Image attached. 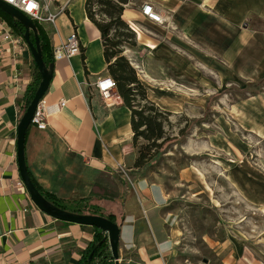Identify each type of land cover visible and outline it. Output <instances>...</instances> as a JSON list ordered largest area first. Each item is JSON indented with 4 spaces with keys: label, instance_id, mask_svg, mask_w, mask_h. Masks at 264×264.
I'll return each instance as SVG.
<instances>
[{
    "label": "crops",
    "instance_id": "1",
    "mask_svg": "<svg viewBox=\"0 0 264 264\" xmlns=\"http://www.w3.org/2000/svg\"><path fill=\"white\" fill-rule=\"evenodd\" d=\"M52 1L53 21L36 24L45 36L46 54L72 31L80 50L50 62L52 74L41 98L46 127L29 125L23 142L28 174L60 201H81L112 214L120 226L119 264H171L179 227L166 207L168 192L161 181L131 167L128 110L117 94L103 100L93 86L106 75L99 33L84 14L83 0ZM139 1L126 4L121 13L135 34V46L126 53L148 99L157 105L200 107L207 94L240 77L254 81L264 76V0ZM143 3L161 21L143 15ZM11 36L19 37L12 30ZM257 44L262 55L243 73L240 63ZM33 77L23 40L0 35V264H73L91 240L92 227L39 209L17 171L15 128L21 97ZM178 77L185 80V97L171 88ZM125 171L131 173L127 181ZM179 171L184 180L195 174L188 166ZM236 245L222 255L221 264H264L244 257Z\"/></svg>",
    "mask_w": 264,
    "mask_h": 264
},
{
    "label": "rangeland",
    "instance_id": "2",
    "mask_svg": "<svg viewBox=\"0 0 264 264\" xmlns=\"http://www.w3.org/2000/svg\"><path fill=\"white\" fill-rule=\"evenodd\" d=\"M139 3L127 0L123 8ZM91 7L95 11L100 6ZM94 18L107 20L96 13ZM133 40V45L124 41L119 48L138 77L126 53L135 46ZM250 49L240 63L243 73L262 55L258 44ZM176 80L171 88L176 86V95L185 97V80ZM158 106L170 112L163 124L168 136L186 127L176 143L141 170L168 192L166 207L179 227L171 264H221L222 255L235 244L244 257L264 261V76L254 81L240 77L207 94L200 107ZM185 166L195 173L188 180L180 177ZM121 174L127 181L131 173Z\"/></svg>",
    "mask_w": 264,
    "mask_h": 264
},
{
    "label": "trees",
    "instance_id": "3",
    "mask_svg": "<svg viewBox=\"0 0 264 264\" xmlns=\"http://www.w3.org/2000/svg\"><path fill=\"white\" fill-rule=\"evenodd\" d=\"M127 0H83V11L86 18L95 26L99 33L102 55L105 60V71L115 84V92L120 98L123 106L128 110L129 127L131 131V145L134 149V158L131 167L142 169L148 165L157 155L159 156L170 144L176 143L180 136L184 135L185 128L178 130L177 136H168L163 128L170 112L160 108L153 101L146 97L144 85L138 79L136 72L128 59L121 53L119 45L128 41L134 44V31L126 21L121 19L123 5ZM99 5V9L92 10L91 5ZM105 17L107 20H96L94 14ZM0 18L6 21L10 29L17 36L21 37L23 27L7 14L0 11ZM259 22V21H258ZM262 24V23H261ZM263 26V24H262ZM39 38L42 60L47 66L51 61V53L45 52L46 39L44 34L36 25ZM257 38V34L255 35ZM32 40V35L30 36ZM34 77L26 87L21 97L19 110L23 111L29 102L33 91L39 80L38 73L33 64ZM30 176V175H29ZM33 184L44 198L55 205L75 212L95 213L106 216L113 220L112 214H103L96 208L81 201H60L52 194L42 191L30 176ZM83 225V224H82ZM93 229L92 238L80 253L79 258L73 264H112V258L106 239L101 240L98 245L95 243L101 239L103 232L99 227L90 225ZM92 251L89 262L87 254Z\"/></svg>",
    "mask_w": 264,
    "mask_h": 264
},
{
    "label": "water",
    "instance_id": "4",
    "mask_svg": "<svg viewBox=\"0 0 264 264\" xmlns=\"http://www.w3.org/2000/svg\"><path fill=\"white\" fill-rule=\"evenodd\" d=\"M0 11L20 23V25L23 27L21 39L23 40L24 44L28 49L32 62L39 76V80L33 91V94L29 102L21 112L15 128V157L19 178L30 200L39 209H41L48 215L64 221H71L80 224H88L99 227L103 234L101 239L95 243V246L98 245L101 240L106 239L110 251V256L113 262L112 264H119L117 245L119 239L120 226L118 222L100 214L75 212L55 205L54 203L48 201L42 196V194L37 190V188L33 184L28 174L23 155L24 137L27 128L30 125V118L33 113V110L37 102L42 98L48 86L52 74V63H49L46 66L42 60L41 50L39 46V38L35 23H33L26 15H24L17 8L5 3L2 0H0ZM31 35L32 40L30 39ZM91 253L92 251H90L86 256L87 262H89L90 260Z\"/></svg>",
    "mask_w": 264,
    "mask_h": 264
},
{
    "label": "built area",
    "instance_id": "5",
    "mask_svg": "<svg viewBox=\"0 0 264 264\" xmlns=\"http://www.w3.org/2000/svg\"><path fill=\"white\" fill-rule=\"evenodd\" d=\"M7 4L17 8L24 15H26L33 23L40 24L41 22H52L55 16V13L49 11V5L52 0H2ZM57 1V0H54ZM62 7L57 9L61 11ZM140 12L145 15L147 18L159 22L161 21L158 14L154 12L151 5L149 3H143L140 6ZM0 35L2 39H10L12 41L17 42L21 40L20 37L12 38L11 29L5 20L0 18ZM80 50L79 47V39L75 32H70L65 36L64 40L52 47L51 57L52 59H57L60 57H69L75 54H78ZM95 91L99 94V96L103 100H109L117 98L115 93V84L113 79L107 74L98 77L93 84ZM58 104V106H60ZM46 116L47 109L43 104L42 99H40L31 115L30 125L35 126L38 129H44L46 127Z\"/></svg>",
    "mask_w": 264,
    "mask_h": 264
}]
</instances>
